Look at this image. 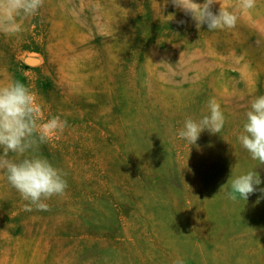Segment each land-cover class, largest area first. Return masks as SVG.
I'll use <instances>...</instances> for the list:
<instances>
[{"label":"rangeland","instance_id":"rangeland-1","mask_svg":"<svg viewBox=\"0 0 264 264\" xmlns=\"http://www.w3.org/2000/svg\"><path fill=\"white\" fill-rule=\"evenodd\" d=\"M22 24L0 33V85L29 86L41 122L67 121L25 155L47 158L68 187L26 212L0 173V264H264V165L237 139L264 95V0L214 31L172 0H44ZM211 98L222 131L179 139ZM249 170L257 192L227 199L230 177Z\"/></svg>","mask_w":264,"mask_h":264},{"label":"clouds","instance_id":"clouds-1","mask_svg":"<svg viewBox=\"0 0 264 264\" xmlns=\"http://www.w3.org/2000/svg\"><path fill=\"white\" fill-rule=\"evenodd\" d=\"M43 3L44 0H0V33L5 36L21 33L22 21L35 17ZM172 3L191 16L197 29L206 24L209 31H214L235 28L240 14L255 9L257 0H237L231 8L223 5L221 0H204L203 3H197L196 0H172ZM215 4L220 5L216 13L212 11ZM207 109V114L198 120L191 116L185 117L183 126L176 133L179 139L194 145L204 130L211 134L222 131L226 117L221 105L215 98H211ZM41 115L36 94L29 86L15 80L0 85V150L3 153L0 154V173H3L22 200L28 202L24 205L26 212L33 209L47 211L49 205L46 201L53 196L64 195L68 187L65 173L54 167L47 158L38 154L25 155L29 151L35 153L41 144L63 133L67 127V121L60 116H52L41 122ZM237 139L251 159L264 165V95L254 96L249 101L242 131ZM10 153L22 158L13 159ZM226 184H230V190L225 193L227 199L247 201L250 195L257 192L261 179L255 170H249L234 178L231 176ZM259 191L261 196L257 202L264 198V189ZM172 264H184V261L177 257Z\"/></svg>","mask_w":264,"mask_h":264}]
</instances>
